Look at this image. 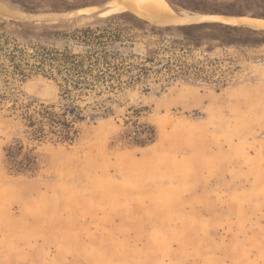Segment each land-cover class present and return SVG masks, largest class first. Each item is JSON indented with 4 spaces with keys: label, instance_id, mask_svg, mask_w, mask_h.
I'll return each instance as SVG.
<instances>
[{
    "label": "rangeland",
    "instance_id": "374dc122",
    "mask_svg": "<svg viewBox=\"0 0 264 264\" xmlns=\"http://www.w3.org/2000/svg\"><path fill=\"white\" fill-rule=\"evenodd\" d=\"M33 1L37 16L27 20L14 0H0L3 30L29 46L73 52L80 48L64 35L102 27L122 12L159 28L201 14L193 10L264 13V0H139L92 19L46 23L45 16L59 13L55 7L109 0ZM163 7L170 15L161 19ZM226 21L238 30H205L186 58L202 63L211 83L150 81L148 91L124 90L107 104L110 116L76 125L70 145L33 141L18 118L0 112V264H264V20ZM138 41L131 52L143 56ZM10 94L21 104L58 100L56 84L42 76L16 81ZM148 139L146 147L135 144ZM148 156L191 174L187 205L175 216L113 205L133 184L130 176L145 175ZM172 221L182 222L178 232L186 230L185 237L172 234ZM27 232L33 235L24 239Z\"/></svg>",
    "mask_w": 264,
    "mask_h": 264
},
{
    "label": "trees",
    "instance_id": "16d2710c",
    "mask_svg": "<svg viewBox=\"0 0 264 264\" xmlns=\"http://www.w3.org/2000/svg\"><path fill=\"white\" fill-rule=\"evenodd\" d=\"M14 1L23 11L36 12L33 0ZM72 9L55 7L52 13ZM193 12L205 14V10ZM133 14L135 16H112L102 27L83 28L64 35L80 48L79 52L20 43L0 24V112L18 118L33 141L70 145L78 135L76 125L110 116L112 111L107 104L124 90L141 85L143 91H148L150 81L167 86L178 80L211 83L202 63H188L186 58H191L195 48L205 39V35L200 36L205 30H238L214 23L159 28L150 26L137 13ZM214 14L244 16L249 12ZM252 17L264 19V13ZM140 39L144 44L143 56L131 52ZM33 76H42L56 84V104H21L12 99L10 86ZM148 140L149 143L135 144L146 147L152 142ZM5 153L6 156L13 154L9 150ZM25 160L34 164V158L26 157ZM15 164L27 167L22 162Z\"/></svg>",
    "mask_w": 264,
    "mask_h": 264
},
{
    "label": "crops",
    "instance_id": "0c3cea01",
    "mask_svg": "<svg viewBox=\"0 0 264 264\" xmlns=\"http://www.w3.org/2000/svg\"><path fill=\"white\" fill-rule=\"evenodd\" d=\"M144 160L148 163L145 175L130 176L129 181L133 184H130L129 189L123 193L122 201H116L113 205H122L118 208L168 209L175 216L176 213L173 210L184 208L187 205L185 204L187 203L185 193H189L192 188L191 180L193 179L191 174L181 173L180 169L177 168H169L170 160L166 158L148 156ZM176 165L179 164L176 162ZM186 169H188V163ZM204 169L203 167L202 177H204ZM156 217L158 218L160 215ZM171 223H174L175 226L172 234L182 233L185 237L186 230L178 232L182 222L172 221ZM37 234L42 235L45 239L47 238L43 230ZM31 235H33L31 232H27L23 235V238L28 239ZM171 238L177 239L175 236H171Z\"/></svg>",
    "mask_w": 264,
    "mask_h": 264
},
{
    "label": "water",
    "instance_id": "95a60500",
    "mask_svg": "<svg viewBox=\"0 0 264 264\" xmlns=\"http://www.w3.org/2000/svg\"><path fill=\"white\" fill-rule=\"evenodd\" d=\"M110 2H112V0H109L99 6H92V7H85V8H81V9H76V10H71V11H66V12H59L56 13L54 15H48L45 16V18H43V20H41V22H46V23H52V22H67V21H76V20H81V19H92L95 17H100L101 14L105 13V11L107 10V6L108 4H110ZM91 8L92 11L84 13L83 10ZM26 15V19H30L33 18L37 15H34L36 13H25ZM121 14H131L129 12H122ZM133 15V14H131ZM135 16V15H134ZM206 18H213L214 20H212L211 22H205V21H197L199 18L201 17H205ZM215 17H219V18H226V19H241V18H247V19H254V20H264V19H258V18H254V17H247V16H232V15H220V14H200V15H191L187 18H183L181 20H179L177 26H185V25H193V24H202V23H207V24H223L226 25L227 23L225 22H221L219 20H216ZM25 18H14L13 21H26ZM264 31V29H262Z\"/></svg>",
    "mask_w": 264,
    "mask_h": 264
},
{
    "label": "bare ground",
    "instance_id": "6f19581e",
    "mask_svg": "<svg viewBox=\"0 0 264 264\" xmlns=\"http://www.w3.org/2000/svg\"><path fill=\"white\" fill-rule=\"evenodd\" d=\"M116 0H112V2H110V4H108V6H107V10L105 11V13H103V14H106L107 12H109L110 11V9H112V8H114V10L116 11V10H119V9H121V8H124V7H130V6H133V5H136L137 3H140V1L139 0H121L120 2H119V4L116 6V5H114ZM145 4V3H144ZM146 5V4H145ZM91 11H92V9H91ZM84 13H86V12H84ZM103 14H101V15H103ZM168 14V10L167 9H165L164 7L163 8H161V10H160V12H159V17L161 18V19H164L165 18V15H167ZM139 15V14H138ZM168 15H170V12H169V14ZM141 18H143V19H146V18H144L143 16H141V15H139ZM167 19V18H166ZM215 19L216 20H219V21H221V22H225V23H228L226 20H228V21H231V22H235V21H238L237 19H223V20H220V19H218L217 17H215ZM239 20H241V19H239Z\"/></svg>",
    "mask_w": 264,
    "mask_h": 264
}]
</instances>
